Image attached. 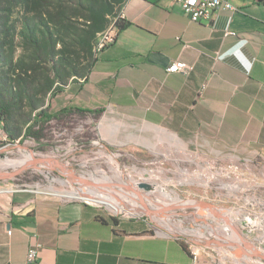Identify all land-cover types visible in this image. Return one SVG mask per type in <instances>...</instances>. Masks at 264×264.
I'll return each mask as SVG.
<instances>
[{"label":"crops","instance_id":"crops-1","mask_svg":"<svg viewBox=\"0 0 264 264\" xmlns=\"http://www.w3.org/2000/svg\"><path fill=\"white\" fill-rule=\"evenodd\" d=\"M229 1L235 12L194 23L173 0H127L126 28L84 78L55 97V111L70 105L86 116L90 145L108 152H152L165 133L207 156L251 150L264 159V0ZM175 61L193 69L167 73ZM3 136L9 140L0 126V144ZM148 227L79 200L2 193L0 264H26L34 241L41 250L32 264L190 263V244ZM203 235L204 243H191L204 251L221 247ZM217 240L243 246L238 239ZM198 264L213 263L199 258Z\"/></svg>","mask_w":264,"mask_h":264},{"label":"rangeland","instance_id":"rangeland-1","mask_svg":"<svg viewBox=\"0 0 264 264\" xmlns=\"http://www.w3.org/2000/svg\"><path fill=\"white\" fill-rule=\"evenodd\" d=\"M14 12L13 18L18 10ZM48 97L49 93L41 99L42 106L47 105ZM33 114L27 105L12 107L8 126L14 137L0 144L3 177L0 194L27 191L62 200H82L81 194L75 193L85 189L104 198L116 196L122 205L94 198L84 200L115 218L141 219L152 233L180 236L192 246L198 259L205 258L213 264H264V259L247 257L235 247L224 245L204 251L203 247L191 243H204L206 240H198V237L203 234L208 237L212 228L219 236L228 234L227 224L217 214L197 206L202 203L214 212L219 210L231 217L238 237L264 255V159L258 152L244 150L232 155L223 151L218 157H211L165 133L159 134L160 144L152 152H108L90 145L93 135L87 129V118L75 111L47 123L37 139L23 137ZM29 153L33 159H48L54 164L38 163L26 168L6 164L7 161L20 162ZM112 157L115 163L111 161ZM21 169L24 170L16 172ZM119 170L124 174L122 177L118 175ZM8 173L13 175L7 177ZM102 173L112 178L111 184L118 187L98 189L90 180H103ZM130 178L133 183L138 182L140 195L149 199L147 205L153 211L151 216L146 215L147 211L134 212L137 205L128 192L120 188L119 184Z\"/></svg>","mask_w":264,"mask_h":264},{"label":"trees","instance_id":"trees-1","mask_svg":"<svg viewBox=\"0 0 264 264\" xmlns=\"http://www.w3.org/2000/svg\"><path fill=\"white\" fill-rule=\"evenodd\" d=\"M126 1L0 0V123L9 139L14 137L8 126L14 105L34 112L23 137L36 139L47 123L75 111L70 105L55 111L54 99L86 76L97 58L96 36L118 17ZM115 25L120 33L127 23L118 19ZM47 93L48 103L42 106Z\"/></svg>","mask_w":264,"mask_h":264},{"label":"built area","instance_id":"built-area-1","mask_svg":"<svg viewBox=\"0 0 264 264\" xmlns=\"http://www.w3.org/2000/svg\"><path fill=\"white\" fill-rule=\"evenodd\" d=\"M177 4L182 12L189 18L191 22L200 23L202 21H210L212 16L219 11L235 12L236 7L232 5L229 0H173ZM118 19L124 20L123 10L119 13L118 17L114 19L112 23L101 33L96 36L93 44V54L97 57L106 47L115 43L119 34L115 22ZM234 33L225 32L224 36H232ZM193 68L188 66L182 61H175L169 64L166 68L167 73H187ZM2 128V123H0ZM6 138L3 136L2 141ZM81 202L91 204L89 200H80ZM103 212V211H102ZM104 214V212H103ZM108 215V214H107ZM113 217V216H111ZM41 245L34 241L26 252V264L35 263L39 258ZM198 256L195 251L191 253V261L189 264H198Z\"/></svg>","mask_w":264,"mask_h":264},{"label":"bare ground","instance_id":"bare-ground-1","mask_svg":"<svg viewBox=\"0 0 264 264\" xmlns=\"http://www.w3.org/2000/svg\"><path fill=\"white\" fill-rule=\"evenodd\" d=\"M32 154L31 153H29V155H27L26 157H24V159L22 160V161H20V162H10V161H7L6 162V164L7 165H10V166H12V167H22V168H26V167H28V166H30V165H34L33 163H34V160L35 159H33L32 158ZM41 160V164H44V165H48V166H53V164H54V161H49L48 159H40ZM111 161L112 162H114L115 163V161H114V157H112L111 158ZM50 162V163H49ZM17 172V171H16ZM102 177H103V180H98V179H93V180H90V181H92L93 183H95V185L98 187V189H99V187H102V186H107V187H111V188H113V189H115V187H118V186H116L117 184H111V179L107 176V175H105L104 173H102ZM118 175H119V177H122L124 174L122 173V172H120V170L118 171ZM66 176H67V173H66ZM95 177V176H94ZM101 177V178H102ZM124 178V177H123ZM120 180H122V179H120ZM133 180V179H132ZM131 180V178L130 179H124L120 184H119V186H121L120 188L121 189H125L127 192H128V196L133 200V203H135V205H137L136 207H135V209L136 210H134V212L136 211V212H142V213H146V211H147V213H146V215L147 216H151V213L153 212L152 210H149V208H148V205L147 204H150V201H149V199H147L146 197H144V196H142V195H140V192L137 190V187L139 186V184H138V182L137 183H133V181ZM89 181V180H88ZM234 186V185H233ZM101 190V189H100ZM75 194H77V195H79V194H81L80 196H81V198H83L82 200H84V199H88V198H90V199H92V198H94V199H99L100 200V202H107V203H109V204H121L122 205V201L119 199V198H117L115 195H113V196H115V197H110V198H104V197H101V196H99L96 192H94V191H92V190H83V189H81L79 192H77V193H75ZM138 202H140V204H142V206L144 207V210L142 209V207H141V205H139V203ZM197 206L200 208V209H202V210H206V211H209V209H208V207L209 206H206L205 204H202V203H198L197 204ZM148 208V209H147ZM213 208V207H212ZM212 210V209H211ZM216 211V210H215ZM219 211V210H218ZM218 211H216V212H214L213 211V215H215V214H217V216H218V218H220L221 219V221L223 222V223H226L227 224V227H228V234H227V236L226 237H222V236H219L218 234H215V229L214 228H212V229H210V238L209 237H207V240H212L213 241V243H216L217 245H219V246H223L224 244H222V243H217L218 242V240L217 239H232V240H239V241H241V243H242V245L243 246H240L239 248H243L244 250L246 249V252H249V253H251V254H249V255H262L261 253H260V251L258 250V249H255L254 247H253V245L251 244H246L245 242H242V240L238 237V235H237V232H236V230L234 229V226H233V220L231 219V217H228V215H225V216H222L221 215V213L220 212H218ZM156 212V211H155ZM222 212V211H221ZM165 214V213H164ZM225 227V226H224ZM226 229V228H225ZM212 232V233H211ZM178 233H179V231H178ZM177 233V234H178ZM196 235H198V234H196ZM217 238V239H216ZM204 240V237H202V236H200V237H198V240ZM231 244V243H230ZM234 245V244H233ZM237 246V245H236ZM259 254H258V253ZM264 256V255H263Z\"/></svg>","mask_w":264,"mask_h":264},{"label":"water","instance_id":"water-1","mask_svg":"<svg viewBox=\"0 0 264 264\" xmlns=\"http://www.w3.org/2000/svg\"><path fill=\"white\" fill-rule=\"evenodd\" d=\"M40 162H41L40 159H35L33 164L35 165V164H38V163H40ZM22 170H24V169H21V170L17 171V173L20 172V171H22ZM12 175H13V173H8L7 177L12 176ZM0 179H3V177H2V173H0ZM85 202H86V200H85ZM148 217H149V216H148ZM192 242L195 243L196 245H198L197 242H195V241H192ZM210 244H212L211 241H207V242H206V245H210ZM240 250H241L245 255H247V256H251V255H249V254H248L243 248H240ZM252 257H257V258L264 259V256H263V255H252Z\"/></svg>","mask_w":264,"mask_h":264}]
</instances>
